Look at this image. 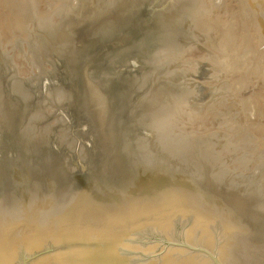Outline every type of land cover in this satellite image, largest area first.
I'll use <instances>...</instances> for the list:
<instances>
[{"label": "water", "instance_id": "water-1", "mask_svg": "<svg viewBox=\"0 0 264 264\" xmlns=\"http://www.w3.org/2000/svg\"><path fill=\"white\" fill-rule=\"evenodd\" d=\"M73 15L32 119L0 65V264H264V0Z\"/></svg>", "mask_w": 264, "mask_h": 264}, {"label": "rangeland", "instance_id": "rangeland-1", "mask_svg": "<svg viewBox=\"0 0 264 264\" xmlns=\"http://www.w3.org/2000/svg\"><path fill=\"white\" fill-rule=\"evenodd\" d=\"M8 1L10 2L11 0ZM8 1L0 0V65L5 81L9 122L11 125L10 107H16L24 103L23 113L28 111L26 119H32L34 116V109L37 105L36 97L38 96V89H34L33 92L35 78H30L34 63V38L30 30L39 26L37 33L49 32L51 35H70L78 39L81 30L75 31L73 29L78 28L79 25V20L73 15V11H77L82 25H89L87 16L97 14V19H101L102 6L118 5V0H76L77 2L75 0H53L54 2H61L60 4H57V2L55 4L52 0H49L50 2H48V0H24L25 2L22 1L24 3L22 6L23 8L24 6H28V8L26 7V11L29 9L30 12L29 10L28 13L25 12V14L27 13L26 19L24 16L25 22L27 21L26 26L24 25L23 27V24H21L22 26L20 25L23 29H19V21L14 23L9 17L12 16L13 13L14 17H19V9H17L19 0H12V3L17 2V4H12L10 2L11 5L5 4V2ZM35 2H37L36 5ZM71 2H73V4L75 2V4L73 5ZM31 4L34 5L32 6ZM56 5H58V12L55 13L53 11L57 8ZM13 6L16 8L12 9ZM36 6L39 10L45 11L44 14L53 12L50 16L53 14L52 20L53 18L56 20H53L52 26L46 27L44 20H42V24L36 20V14H34L36 10H34V7ZM59 10L61 12H59ZM30 14L33 16L32 18ZM55 16L59 17L56 18ZM67 32H69V34H67Z\"/></svg>", "mask_w": 264, "mask_h": 264}, {"label": "bare ground", "instance_id": "bare-ground-1", "mask_svg": "<svg viewBox=\"0 0 264 264\" xmlns=\"http://www.w3.org/2000/svg\"><path fill=\"white\" fill-rule=\"evenodd\" d=\"M4 1V0H3ZM6 1V0H5ZM8 1V0H7ZM13 1H15V0H13ZM22 1H24V0H19V4L17 5V9H19V14H18V18L17 17H14L13 15H14V13H13V15L12 16H9L10 17V20L11 21H13L14 23H17L18 21H19V29L21 28V29H23V27H24V25L26 26V23H27V21L25 22V20H24V16H25V19H26V14L28 13V10L26 11V7L28 8V6H24V8H25V10H24V8H23V6H22V4H24ZM26 1V0H25ZM24 1V2H25ZM33 1H36V0H33ZM33 1H32V3H33ZM42 1V0H41ZM53 1V0H52ZM58 1H61V0H58ZM58 1H56L57 2V4H60V3H58ZM65 1H67V0H65ZM72 1V0H71ZM76 1V0H75ZM9 2V1H8ZM8 2H5V4H8V5H11L10 4V2L12 3V0L8 3ZM22 2V3H21ZM30 2V1H29ZM28 2V3H29ZM48 2H50L49 0H48ZM54 2V1H53ZM52 2V3H53ZM56 2H54L55 4H56ZM77 2V1H76ZM4 3V2H3ZM14 3H16L17 4V2H14ZM14 3H12V4H14ZM27 3V2H26ZM25 3V4H26ZM40 3V2H39ZM72 4H73V2H71ZM15 4V5H16ZM30 4V3H29ZM37 4V2H35V5ZM74 4H75V2H74ZM73 4V5H74ZM7 5V6H8ZM27 5V4H26ZM32 5V4H31ZM34 5V4H33ZM32 5V6H33ZM69 5V4H68ZM6 6V5H5ZM31 6V7H32ZM58 5H56V7H57ZM30 7V8H31ZM2 8H3V6H2ZM16 7L15 6H13V8L12 9H15ZM54 8H55V6H54ZM16 9V10H17ZM32 9V8H31ZM36 9V10H35ZM58 7L57 8H55V10L53 11V12H58ZM60 9V8H59ZM0 10H1V8H0ZM4 10V9H3ZM34 10H35V12H34V14H36L35 15V17H36V20H38V22L39 23H41L42 24V20H44L45 21V26L46 27H50V26H52V23H53V20H54V18H53V20H52V15L50 16V14L51 13H53V12H51L50 14H44V12L45 11H41V10H39L38 9V7L36 6V7H34ZM11 11V10H10ZM24 11V12H23ZM33 11V10H32ZM5 12V11H4ZM14 12H16V11H14ZM25 12H27L26 14H25ZM29 12H30V10H29ZM59 12H61L60 10H59ZM17 13V12H16ZM32 14V13H31ZM31 14H30V16H31ZM3 15V14H2ZM9 15V14H8ZM7 15V16H8ZM33 15V14H32ZM54 15H57V14H54ZM59 15V14H58ZM17 16V15H16ZM33 16H31V18H32ZM56 17V16H55ZM57 17H59V16H57ZM56 17V18H57ZM4 19V18H3ZM6 19H7V17H6ZM56 20V19H55ZM54 20V21H55ZM6 22H8V21H6ZM25 23V24H24ZM21 24H23V27H21L22 25ZM9 25V24H8ZM15 25H17V24H15ZM21 25V26H20ZM20 31V30H19ZM67 34H69V32H67ZM20 58V57H19ZM21 62V61H20ZM21 89V88H20ZM22 90V89H21Z\"/></svg>", "mask_w": 264, "mask_h": 264}]
</instances>
